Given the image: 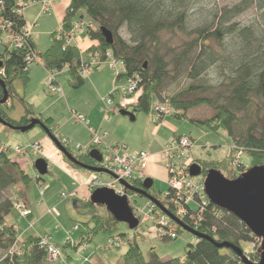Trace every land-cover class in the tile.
<instances>
[{"label":"trees","instance_id":"1","mask_svg":"<svg viewBox=\"0 0 264 264\" xmlns=\"http://www.w3.org/2000/svg\"><path fill=\"white\" fill-rule=\"evenodd\" d=\"M202 1L70 0L61 24L65 31H69L74 28L76 22H83L85 18H88V23H97L99 28L90 32V38L96 40L91 47L110 49L116 57L125 61L127 71L120 74L118 80L135 72L142 75L145 88L138 103L133 106L136 116L139 112L151 111L153 97L160 101L169 99L173 107L183 112L176 116H186V112L194 107L210 106L214 110L211 117L201 120L192 118V121L216 132L225 129L237 147L249 152L252 157L251 166L263 165L264 0H240L230 9L226 8L225 12H221L218 7H211L208 11L212 16L211 23L203 19L207 6L203 5ZM0 5L4 9L5 17L15 22V31L24 34L27 24L25 15L15 10L16 6L18 10L21 9L19 0H0ZM251 8L258 9L260 13L251 24L242 25L234 21L237 16ZM197 9L204 11L201 14L202 20L198 23L200 25H194ZM103 26L113 32L112 44L106 42L101 32ZM123 29L129 39L121 33ZM57 35V30L52 32L51 45L39 54L50 72L61 71L69 66L71 83L78 87L85 82L80 71L82 53L79 47L66 45L65 39L58 38ZM0 36V43H4L1 30ZM25 39L22 47L15 48L5 43L4 50L0 52V79L6 83L8 100H12L16 95L15 80L22 79L25 84L29 81L31 66L27 64L26 55L31 49L36 50L37 45L32 35ZM215 65L221 80L217 85H212L204 79V73ZM184 74L193 81L189 86L174 95L162 94L169 78ZM3 96L4 87L0 82V99ZM21 100L24 114L20 119L10 116L11 105L8 106L7 102L0 104V116L17 126L27 125L33 118H38L35 117L34 104L24 98ZM254 102L259 108V113L256 114L258 120H253L247 127V110ZM39 119L44 126L51 129V118ZM68 150L71 151L70 148ZM64 157L74 166L80 167L65 154ZM76 157L85 164H98L90 155ZM232 158L229 153L222 159L196 161L202 166L201 174L204 180L207 171L213 168L221 170L229 178H236L238 174L230 171L234 168L231 164ZM43 177H33L18 160L0 152V193L18 183L28 184L34 179L40 181ZM132 182L134 187H141L143 179L133 178ZM13 202L11 197H4L0 201V250L5 251L0 264H50L47 250L40 246V238L33 235L22 238L15 225L8 221L7 217L14 208ZM76 202H80L79 205L86 208L90 214L89 219L85 221L90 233L82 235L76 243V248L82 241L90 240V234L99 230L116 232L119 222L110 212L107 215L94 212L92 208L98 204L90 199ZM219 209L214 203H209L204 219L199 225L200 232L215 241L239 245L245 252L243 243L254 238L251 230L234 214ZM183 221L188 225L186 220ZM178 229L182 228L178 226ZM17 244L20 247L18 252H10ZM189 247L184 258L163 260L153 251L146 259L139 243L134 241L123 256V264H243L235 251L228 247L219 248L214 241L207 238L198 239L195 245L189 244ZM250 256L254 261L260 260L259 251Z\"/></svg>","mask_w":264,"mask_h":264},{"label":"rangeland","instance_id":"2","mask_svg":"<svg viewBox=\"0 0 264 264\" xmlns=\"http://www.w3.org/2000/svg\"><path fill=\"white\" fill-rule=\"evenodd\" d=\"M57 1L59 0H56V2ZM238 1L240 0H203V5L207 6V9H205V15L207 17L205 16L203 19H207V22L211 23L212 16L208 14L209 8L218 7L221 12H225L226 8L230 9V7H233L236 3H238ZM25 3L22 5L20 12L24 13L25 19L29 21H33L34 17L37 16L39 25L36 26V29H33V35L35 41H37L39 50L41 52H45L51 43L50 31L55 30L58 28V26H60L58 24V18L52 12L48 13L49 11L47 12L48 14H42L44 11L40 2L28 1ZM39 7L41 8V13ZM202 13H204V11L202 12V9L201 11L199 9L195 11L194 25H200L198 23L202 20ZM259 16L260 13L258 9L251 8L237 16L234 21L242 25H248ZM81 23H84V25H80L78 27L76 34L84 36V40L80 39L78 44H81L80 48L84 51V58L87 60L88 52H86V47H88L87 45L89 43L91 44L93 40L86 36L88 18H85ZM29 24L27 23L24 29H31L32 26ZM0 28L2 29L1 22ZM7 32L2 31V39L4 43H0V52L4 50L5 43L10 39ZM121 33L126 39H129V35L125 29H123ZM19 34L20 33H18V35ZM108 61L109 59L101 63L98 68L93 69L89 73H82L83 77L85 78V82L78 87H74L71 83L69 67H64L61 72L55 71V76L63 89L61 93L50 92L49 87L46 84V80L48 78L47 74L49 76V71L46 72L44 70V61L37 62L34 65L35 67L39 68L34 72L32 81H30V77L26 84L22 79L15 80L14 91L16 92V95L13 97V99L22 101L21 99L24 98L31 103V100H34L37 102L36 108L43 111V117L45 119L48 118V116H53L55 118V124L52 125L51 123V130L55 132L53 127H59L58 130H60L63 135L67 136L68 134L70 136L73 141L69 148L73 153H76L77 151L75 147L77 142H89L79 140L83 136L87 135L88 137L89 131L84 124L74 122L70 113V109L73 108L74 110L84 114L85 112L82 110V108H86L89 110H94L96 113L100 111L104 114L105 102L103 98L108 96L110 93H114V95H112L114 99V105L112 106L113 111L111 113L110 119L106 120L104 123L103 130L108 132V138L106 140L107 143H111L113 146L125 145V148L122 149V154L125 152H132L141 149H147L151 153L156 154L163 149L166 143L171 142L174 138L178 137L179 135H187L193 140V146L191 148L190 154L196 159L208 161L217 160L222 159L231 153V156H233L231 164L234 168H231L230 171L233 174H240L241 171L252 167V157L249 152L244 148L237 147L235 141L225 129L222 128L216 132L208 130L202 125L192 121V118L201 120L211 117L214 113V110L210 106L203 105L191 108L186 112V116H176L183 113L176 110L175 114L166 116L158 125L152 122V116L155 114L154 108L156 102H162L156 99V97H153L152 103L154 107H152L151 111L148 113L139 112L135 120H132L130 116L120 114L119 103L122 97L121 88L125 79L120 78L119 81L117 80L118 77L115 74V70L110 67ZM89 70H91V68ZM80 71H82L81 68ZM174 77L175 78H169L166 81V84L162 90V94L174 95L185 89L193 82L185 74L179 77ZM204 79L207 80V83L212 85H217L220 82L221 78L219 77L216 65L206 70L204 73ZM39 91H41L43 95L46 96L44 99L40 98ZM25 93L27 94V97ZM138 93H140V90L128 95V99L134 101V99L139 95ZM137 100L138 99H135V101ZM129 105L133 104H130L129 102L128 106ZM258 109V105L256 102H254L253 105L247 110V127L250 126L253 120L257 122L258 116L256 114L259 113ZM115 116L118 117V119H123V122L119 124L114 123L113 120ZM41 135H44L51 145L62 155L61 151L55 145L53 140L47 135L40 125L23 132L12 128L7 129L3 126V124L0 123L1 139L12 146H26L27 144L34 143L33 141L39 140ZM42 146L43 149L41 152H39L36 156H30L31 162L29 163L28 167L26 166L28 173L33 177L39 175L34 166L35 161L39 157L45 156L44 158H46V154L44 152L45 145L43 144ZM11 154L15 155L14 152H11ZM48 162L50 171L43 175V178L46 180L47 184L52 185V188L48 192L46 190L47 194H43L44 197L39 195L40 199L43 198V201L49 202V204H46L47 208L45 211L42 213L41 209L38 212L35 211L33 215L31 214L32 216L30 215L29 217H26L22 216L19 211L13 208L7 217L8 221H13L20 225L18 232L21 237L24 238L31 236V234L33 235V232H36V229L41 230L43 235H52V242L56 246L60 247L63 256L57 260L50 261V264H123V256L128 249V244L125 243L120 247H113L108 250H102L98 248V245L100 243L107 242L111 235H116L118 233L131 234L133 230L125 222L118 223L116 232L111 233L109 231L99 230L97 233L89 235L90 240H88L87 237L88 241H82V244L85 246L81 244L78 246V248L75 247L76 243H78L77 240L81 239L84 233H90V229L87 227V225H85V221L89 219L90 214L87 212L86 208L79 205L80 202L79 204L76 202L80 200L78 196H70L69 193L71 190L69 187L65 183L61 182L59 177L53 176V169H51L52 161ZM152 162L157 165L156 177L154 178L149 176L147 172L146 176L155 180L153 191L160 200L163 198L165 191H167L169 188L168 169L164 164L165 162L157 163V157L154 158ZM164 172L165 177L162 178L161 174ZM224 172L226 173L225 170ZM92 173L94 179H101L105 182L112 181V176L106 172L102 171ZM55 174L62 175L60 170L55 172ZM200 178H203L202 174L195 175V179ZM15 186L16 185H13L0 193V201L4 197H11L15 201L18 195L24 197L23 193H21L24 191L27 192L28 197L37 199L40 192L37 188L35 180L30 181L28 184L18 183V187L16 188ZM30 192L34 194L31 195ZM62 192L66 193L65 197L62 196ZM47 198L49 201H47ZM43 201L41 204L44 203ZM133 201V206L145 209L148 199L141 195H135L133 197ZM49 209H51L54 213L49 212ZM92 210L96 213H101L104 215H107L109 212L107 207L102 204L94 206ZM30 219H32L31 222L33 220H35V223L37 222L35 227H33V225L30 226ZM76 224H80V228L77 230L74 228ZM28 225L29 227L24 231ZM71 240L73 242H71ZM261 240L262 239L254 235L252 240L243 243L245 254L256 263L260 260L254 261L250 255L255 254L258 251L260 252ZM197 241L198 238L196 236L191 234L189 231L184 230L183 228L179 230V236L176 239L163 240L155 236L150 237L149 235L148 237L139 236L137 238V242L139 243L146 259H148L150 254L154 251L163 260L173 257L184 258L190 248L189 244L195 245ZM19 248L20 247H18L17 244L10 251L18 252ZM4 254L5 251L0 250V259L4 256ZM86 257L89 259V261L85 260ZM240 263H243L241 258Z\"/></svg>","mask_w":264,"mask_h":264},{"label":"built area","instance_id":"3","mask_svg":"<svg viewBox=\"0 0 264 264\" xmlns=\"http://www.w3.org/2000/svg\"><path fill=\"white\" fill-rule=\"evenodd\" d=\"M43 7L44 12L50 11L56 0H38ZM25 2L19 0V5L22 8ZM26 4V3H25ZM0 5V10H1ZM20 11V9H19ZM94 23H88L90 26ZM80 25H84L81 22H76L73 28V32L76 35V30ZM33 28V27H32ZM32 28L29 30L24 29V34H19L15 30H8L9 34L8 43L11 47L20 48L24 45L25 38L31 36ZM97 26H95V29ZM59 32V30H58ZM58 36V35H57ZM80 42V41H79ZM97 50V49H94ZM109 52V65L115 70V74L118 77L120 71L118 67L126 66L122 58L112 55L111 50ZM28 59H34L36 62H42L43 59L39 54V51L30 50L27 53ZM90 59L82 63L81 73H89L95 68L101 65V62L96 58V52H91ZM91 68V70H89ZM125 79L122 85L121 92L122 97L120 100V107L127 108L129 102L128 95L137 92L139 81L137 78L122 77ZM46 84L52 93H61L63 91L62 86L57 82L55 78V71L49 74ZM139 91V90H138ZM142 91V90H140ZM110 95L103 98L105 102V111H110V106L113 105L114 99ZM139 94V93H138ZM170 105L169 99L162 101L161 103H156L155 114L152 116V122L159 124L162 119L168 115L176 113V110ZM73 117L77 122H89L84 115L73 111ZM92 133L90 143L87 145L77 144L75 145L77 151L73 153L76 155H89L90 151L94 148L101 152L102 160L97 161L98 166L105 169L111 176L112 181L105 182L101 179H94L90 183L91 189L96 186H106L113 189L119 195H126L130 204L136 213L138 218L148 225L144 231H140L138 234H127V235H111L107 242L100 243L98 248L102 250H108L113 247H120L122 244H128L133 240H136L139 236L148 237V235L155 236L159 239H176L179 236L178 226L181 227L168 213L164 212L157 203L148 200L146 202L145 209L140 207H135L133 201V192L131 189L127 188L124 181L130 183L133 186V178L144 179L146 173L144 172L145 167L148 162L157 157V160H162L168 169V184L169 188L163 194V198L159 201L166 207L171 214L175 217L186 220L188 226L197 229L204 219V213L211 202L206 191H205V180L203 178L195 179V176L191 174V165L194 162V157L191 156V148L193 146V141L190 137L183 135L177 139H173L171 142L166 143L167 145L163 147L161 151L154 154L147 149L135 150L132 152L121 153L124 146H113L106 141V132L102 133L93 127H90ZM66 147H70V139H60ZM0 150L6 152H14L16 159L27 168L31 162L30 156H36L42 150V145L40 142H34L24 145H5L0 140ZM27 166V167H26ZM41 184V181H38ZM41 193H45V189L41 188ZM62 196H66V193H62ZM195 205V206H194ZM14 208L20 212L22 216H28L31 214L32 210L27 203L16 202ZM51 213L52 210L50 209ZM79 225H75V229H78ZM40 238V246L47 250L48 261L57 260L63 256L60 247L56 246L52 242V237L50 235L37 236ZM71 242H73L71 240ZM14 252V251H10Z\"/></svg>","mask_w":264,"mask_h":264},{"label":"water","instance_id":"4","mask_svg":"<svg viewBox=\"0 0 264 264\" xmlns=\"http://www.w3.org/2000/svg\"><path fill=\"white\" fill-rule=\"evenodd\" d=\"M101 32L107 43L112 44L114 42L113 32L103 26ZM4 87V96L0 99V104L5 103L8 97V91L6 83L0 79ZM120 113L130 116L132 120L136 119V113L134 110H128L126 108L120 109ZM0 123L8 126L12 129L20 131H28L34 128L36 125H40L49 137L53 140L56 146L62 151L67 158L76 165L93 171V172H107L105 169L97 165H89L81 162L75 155H73L62 141L52 133L50 128L44 126L39 118H33L29 124L17 126L10 124L0 116ZM90 156L96 161L102 160V155L98 149H92ZM35 169L39 175H45L49 171V162L44 157H39L35 161ZM108 173V172H107ZM202 173V166L199 163H194L191 166V174L199 175ZM127 188L131 189L137 194L148 197L159 207L169 215L184 229L189 231L194 236L201 238H207L215 242L219 248L228 247L235 251V253L241 258L245 264H264V164L250 167L247 171L242 172L236 178L227 177L219 169H209L205 177V191L212 203L218 207L229 211L238 217L245 225L251 230V232L259 237L260 244V261L253 262L244 252L243 248L231 242H218L207 234H204L190 226H187L181 219L175 217L171 212L164 207V205L158 200L152 197L145 190L150 188L154 184V179L146 177L143 180L142 187H134L130 183L124 181ZM91 201L96 204H103L107 207L108 211L119 222H125L131 229L138 226L139 220L134 215V212L130 206L129 199L126 195H119L113 189L108 187H99L93 191L90 197Z\"/></svg>","mask_w":264,"mask_h":264},{"label":"crops","instance_id":"5","mask_svg":"<svg viewBox=\"0 0 264 264\" xmlns=\"http://www.w3.org/2000/svg\"><path fill=\"white\" fill-rule=\"evenodd\" d=\"M69 3H70V0H59V1H57L54 4L53 8L48 12V13L52 12L53 14H55V16L58 18V24L59 25L62 23L63 17L65 15V10L68 7ZM40 13H41V8H40ZM48 13L47 12H44L42 14H48ZM26 22L28 24L30 23L29 25H31L33 27L32 28V31H31L32 32L31 35L34 37V35H33V29L34 28L36 29L37 28L36 26L39 25V22L37 21V16L34 17L33 21H29V20L26 19ZM58 28H59V26H58ZM57 29L51 30L50 33L52 34V32L56 31ZM35 42H36L38 51H40L39 48H38L37 41H35ZM92 44H93V42L91 44L89 43L87 46L90 47V45H92ZM50 45H51V43H50ZM88 47H86V49ZM87 56H88L87 59H89V54L88 53H87ZM66 67L68 68L69 66H66ZM38 68L39 67H35L34 64L31 65V67H30V73H29L30 81H32V76H33L34 72ZM44 70L46 72H48V70L45 67V65H44ZM59 72H61V71H59ZM47 77H48V74H47ZM117 80H118V78H117ZM39 93H40L39 94L40 95V98H43L44 99L46 97V96L43 95V93L41 91H39ZM25 95L27 97V94L26 93H25ZM135 99H137V98H135ZM135 99H134V101H135ZM31 101H32V103L34 104V107H35V111H36V116L35 117L45 119L43 117V111H41V110H39V109L36 108L37 107V102H35L34 100H31ZM132 103L133 102L130 101V104H132ZM10 105H11V107L9 109L10 116L13 119H20V117L24 114V105H23L22 101H19V100H16V99H12V100H10ZM113 105L110 106V110H111L110 111V115L108 113H106L105 110H104V114H103L100 111H98L96 113L94 110H89V109H86V108L85 109L82 108V110L85 112L84 115L87 117V119L90 122V126H92L94 129H96V130H98V131H100L102 133H104V132L107 133L106 136H104V137H106V140L108 138V132L105 131V130H103V125L106 122V120H109L110 119L111 113L113 111L112 110V106ZM128 109H133V105H129L128 106ZM72 111H74L73 108L70 109L71 115H72ZM75 111H77V110H75ZM79 113H82V112H79ZM50 115H54V114H50ZM48 118H51L52 125L55 124L54 123L55 122V118L53 116H48ZM72 118H73V115H72ZM136 118H137V116H136ZM73 120H74V118H73ZM74 122H76V121L74 120ZM113 122L119 124V123L123 122V119H118V117L115 116ZM76 123H82V124H84L86 126V128L88 129V131H89L88 137L86 135V136H83L79 140L89 141V142L88 143H80V142H77L75 145H77V144H82V145L89 144L90 143L91 136H92V133H91V131L89 129V126H87L83 122H76ZM53 129L55 130V133L56 134H59L64 139H66V138L70 139L71 140V143H72L73 140L70 138V136L68 134H67V136L66 135H63L62 132L60 130H58L59 127H53ZM35 141L40 142L41 145H43V144L45 145L44 146L45 147V151L44 152L46 154V158L49 159L48 161H52V166H51L52 168L51 169H53V171H52V173L54 174L53 176L54 177H59L60 180H61V182L65 183L69 187V189L71 190L70 193H72L73 195L78 196V198L81 201H83V202L84 201H88L90 199V197H91V194H92V191L90 190L89 183L94 179L93 178V173H92L93 171L84 169L82 167H76V166H74L72 163H70L64 157V153L62 151H61V153H62L63 156L51 145V143L46 139V137L44 135H41L39 137V140H35ZM35 141H33V142H35ZM42 142H43V144H42ZM122 146L125 147V145H122ZM42 149H43V146H42ZM161 162L164 163V161H162V160H157V163H161ZM156 167H157V165L154 162H152V160H151V161L148 162L147 166L145 167L144 172L145 173L147 172L149 174V176L155 178L156 177V174H157L156 173L157 172ZM49 170H50V166H49ZM58 170H60V172H61L62 175L55 174V172H57ZM147 173H146V175H147ZM161 177L162 178L165 177V172L163 174H161ZM34 180L36 181L37 188L39 189L38 180L37 179H34ZM41 182H43L46 185L47 192L52 188V185L51 184H47L45 179H42ZM154 182H155V180H154ZM16 187H18V184H16L15 188ZM16 191L19 192L18 190H16ZM39 191H40V189H39ZM47 192H45V193L47 194ZM21 193H23V195L26 197V199L28 201V204H29L30 208L32 209V215L35 213V211L38 212L41 209H42L41 212L43 213L45 211V209L47 208L46 207V204H49V202L43 201V198L40 199V196L44 197L43 194H41L40 192H39L38 197H37L38 200L37 199H32L33 197H28L27 192H25V191L24 192H21ZM30 193H31V195L34 194L32 192H30ZM62 193H65V192H62ZM42 201L44 202L43 204H41ZM47 201H49L48 198H47ZM49 211H50V209H49ZM31 220L32 219H30V222H31ZM10 222H12L15 225L16 229L19 231L20 225L17 224L16 222H13V221H10ZM34 223H35V220H33L30 223L31 224L30 226L33 225V227H35L36 224H37V222L35 224ZM28 227H29V225L24 229V231L27 230ZM35 231L36 232H33L34 233L33 236H41V235H43L41 233V230L36 229ZM22 238H24V237H22ZM77 241H79V239ZM82 245L85 246L84 244H82ZM85 260L89 261V259L87 257H86Z\"/></svg>","mask_w":264,"mask_h":264},{"label":"bare ground","instance_id":"6","mask_svg":"<svg viewBox=\"0 0 264 264\" xmlns=\"http://www.w3.org/2000/svg\"><path fill=\"white\" fill-rule=\"evenodd\" d=\"M16 9V11H17V13H18V8H17V6L15 7ZM20 12V11H19ZM4 13V9L3 8H1V10H0V22H1V25H2V31H4V32H7V30H15L14 29V21L12 20V19H7L6 17H5V15L3 14ZM97 23H94V24H92V25H90L89 27H87L86 29H87V34H86V36H88L89 38H90V32H92V31H95V30H97L99 27L96 25ZM95 26H97V28L95 29ZM58 30H59V32H58ZM57 32H58V38H64L65 39V43H66V45L68 44H70V45H75V46H77V47H79V49H80V51H81V53H82V63L83 62H86V61H88L89 59H90V56H89V59H87L86 60V58H84V51L80 48V45L81 44H78V42L80 41V39L81 40H84V36L83 35H80V34H74V32H73V28L71 29V30H69V31H65L64 30V27H63V24H60V26H59V28L57 29ZM1 37V36H0ZM91 39V38H90ZM93 40V44L96 42V40H94V39H92ZM92 45H90V47H91ZM88 50V51H87ZM108 50H110V49H108ZM112 51V50H111ZM86 52H88L89 54L91 53V52H96V58L101 62V63H103V62H105L107 59H109L110 58V55H109V52L107 51V50H102V49H97V50H94V48L93 47H91V49L89 48V49H86ZM112 55L114 54V52L112 51V52H110ZM27 56L28 55H26V61H27V64L29 65V67L31 66V65H33V64H36L37 62L32 58L31 60L30 59H28L27 58ZM125 62V61H124ZM126 65V64H125ZM118 69H119V71H120V74H125L126 73V71H127V67L126 66H123V67H118ZM56 72H58V71H56ZM49 73H51L50 71H49ZM49 77V76H48ZM123 77H130V78H137V80L139 81V83H138V88H137V91L138 90H142V91H140V95L143 93V91H144V88H145V84H144V82L142 81V75L139 73V72H135V73H133V74H130V75H124ZM55 78H56V76H55ZM57 80V79H56ZM58 82V81H57ZM59 83V82H58ZM60 84V83H59ZM110 95V94H109ZM112 95H114V93L112 94ZM105 98V97H104ZM7 102V104H8V106H10V100H7L6 101ZM157 103V102H156ZM152 107H154V105L152 106ZM175 110H177L175 107H173ZM126 109H128V108H126ZM128 110H132V109H128ZM75 111V110H74ZM111 111V110H110ZM110 111L109 112H106V113H108L109 115H110ZM177 111H179V112H182V111H180V110H177ZM77 112V111H76ZM79 113V112H78ZM119 113H120V109H119ZM82 114V113H81ZM121 114V113H120ZM72 115H73V111H72ZM82 115H84V114H82ZM123 115V114H122ZM85 116V115H84ZM74 118V117H73ZM85 118L87 119V117L85 116ZM75 120V119H74ZM87 121L89 122V120L87 119ZM77 122V121H76ZM83 123H85V122H83ZM86 124V123H85ZM87 126H89V129H90V127H92V126H90V122L88 123V124H86ZM157 125V124H156ZM49 128V127H48ZM51 130V129H50ZM45 131V130H44ZM52 131V130H51ZM52 133L53 134H55L59 139H63L60 135H58V134H56L55 132H53L52 131ZM48 135V134H47ZM49 136V135H48ZM180 136H183V135H180ZM180 136H178V137H176V138H174V139H177V138H179ZM187 136V135H186ZM68 139V138H67ZM0 140H1V142L3 143V144H5V145H7V146H9V144L7 143V142H4L2 139H1V137H0ZM192 140V139H191ZM193 141V140H192ZM38 142V141H37ZM167 144H165V146H166ZM0 152H4V153H7L11 158H15L16 159V156L15 155H12L11 154V152H6V151H4V150H0ZM17 160V159H16ZM197 159L196 158H194V162H193V164L194 163H198L197 161H196ZM192 166V165H191ZM214 169V168H213ZM249 169V168H248ZM248 169H246V170H243V172H245V171H247ZM242 172H240V174H241ZM239 175V174H238ZM94 180V179H93ZM91 183V182H90ZM90 183H89V186H90ZM154 185L155 184H153V186L152 187H150V188H146L145 190L147 191V193L149 194V195H151L152 197H154L155 199H158L157 198V195L154 193V191H153V189H154ZM38 186H39V189H40V193H41V188H44L45 189V192H46V185L42 182L41 184H39L38 183ZM142 186H143V182H142ZM141 186V187H142ZM99 187H106V186H96V187H94V189H91V187H90V190L92 191V193H93V191L95 190V189H97V188H99ZM109 188V187H108ZM111 189V188H110ZM42 194V193H41ZM45 194V193H44ZM70 194V196H73V194L72 193H69ZM135 195H140V194H137V193H135V192H133V197L135 196ZM159 195V194H158ZM141 196H143V195H141ZM145 197V196H144ZM148 200H151V199H149L148 197H146ZM129 199V198H128ZM14 200V199H13ZM91 200V199H90ZM24 202V203H27L28 201H27V199H26V197L24 196V197H22L21 195H18V197H16V199H15V201L13 202V204H15L16 202ZM152 201V200H151ZM154 202V201H153ZM129 203H130V200H129ZM103 205V204H102ZM130 206H131V204H130ZM217 206V205H216ZM131 208H132V206H131ZM220 208V207H219ZM32 210V209H31ZM132 210H133V208H132ZM220 211H222V210H225V209H222V208H220L219 209ZM227 211V210H226ZM133 212H134V215H135V211L133 210ZM223 212V211H222ZM229 212V211H228ZM31 214H32V212H31ZM30 214V215H31ZM30 215H28V216H26V217H29ZM136 215L138 216V214L136 213ZM135 215V216H136ZM136 216V217H137ZM138 218V217H137ZM138 220H139V218H138ZM119 222V221H118ZM76 225H79V228H80V224H76ZM146 225H147V223L146 222H144L143 220H142V218H140V220H139V223H138V226L136 227V228H133L132 230V232H131V234H138V233H140V231L142 230V231H144L145 229H146ZM129 226V225H128ZM74 228H75V226H74ZM78 228V229H79ZM77 230V229H76ZM196 230H198V231H200L199 230V227L196 229ZM119 235H127V234H121V233H118ZM253 234V233H252ZM45 235H49V234H45ZM254 235V234H253ZM41 236H43V235H41ZM51 237H52V235H50ZM198 238V237H197ZM199 239V238H198ZM163 240H166V239H163ZM134 241H137V239L136 240H133L132 242H134ZM132 242H130V243H128V247H129V245L132 243ZM138 243V242H137Z\"/></svg>","mask_w":264,"mask_h":264},{"label":"clouds","instance_id":"7","mask_svg":"<svg viewBox=\"0 0 264 264\" xmlns=\"http://www.w3.org/2000/svg\"><path fill=\"white\" fill-rule=\"evenodd\" d=\"M71 152V151H70ZM72 153V152H71ZM73 154V153H72ZM98 166V165H97ZM144 180V179H143ZM41 181V180H40ZM155 183V182H154ZM159 200V199H158ZM183 221V220H182ZM184 222V221H183ZM185 223V222H184ZM188 226V225H187ZM182 228V227H181Z\"/></svg>","mask_w":264,"mask_h":264}]
</instances>
